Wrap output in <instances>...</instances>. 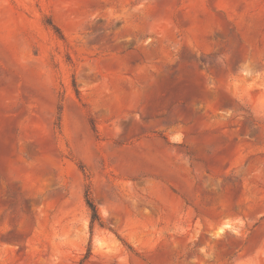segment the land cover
<instances>
[{"label":"rangeland","instance_id":"obj_1","mask_svg":"<svg viewBox=\"0 0 264 264\" xmlns=\"http://www.w3.org/2000/svg\"><path fill=\"white\" fill-rule=\"evenodd\" d=\"M0 264H264V0H0Z\"/></svg>","mask_w":264,"mask_h":264},{"label":"trees","instance_id":"obj_2","mask_svg":"<svg viewBox=\"0 0 264 264\" xmlns=\"http://www.w3.org/2000/svg\"><path fill=\"white\" fill-rule=\"evenodd\" d=\"M51 26V28L56 32V33H61L60 29L58 27H56L55 25L49 24ZM74 84H75V80H74ZM85 201H86V205L91 213V224L92 226H94L95 223H99L101 225V216L99 214L98 208L96 206V204L94 203V201L91 198V194L90 191L87 190L85 193ZM89 255V254H88ZM88 258V256L86 257Z\"/></svg>","mask_w":264,"mask_h":264}]
</instances>
